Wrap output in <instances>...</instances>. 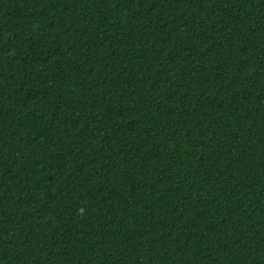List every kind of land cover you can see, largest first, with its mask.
Masks as SVG:
<instances>
[{
  "label": "trees",
  "instance_id": "trees-1",
  "mask_svg": "<svg viewBox=\"0 0 264 264\" xmlns=\"http://www.w3.org/2000/svg\"><path fill=\"white\" fill-rule=\"evenodd\" d=\"M0 264H264V0H0Z\"/></svg>",
  "mask_w": 264,
  "mask_h": 264
}]
</instances>
